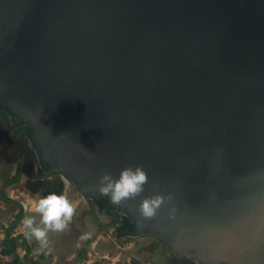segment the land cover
<instances>
[{"label":"water","instance_id":"water-1","mask_svg":"<svg viewBox=\"0 0 264 264\" xmlns=\"http://www.w3.org/2000/svg\"><path fill=\"white\" fill-rule=\"evenodd\" d=\"M0 111L100 205L105 173L143 167L120 233L264 264V0H0Z\"/></svg>","mask_w":264,"mask_h":264},{"label":"rangeland","instance_id":"rangeland-1","mask_svg":"<svg viewBox=\"0 0 264 264\" xmlns=\"http://www.w3.org/2000/svg\"><path fill=\"white\" fill-rule=\"evenodd\" d=\"M1 112L0 135L8 133L15 119L5 111ZM29 124L25 138H14L8 133L0 142V263L14 258V255L3 253L7 248L8 234L15 244V253L23 258L24 264H38L39 258L44 257L46 250L43 247L48 250L51 244L49 237L45 246L42 245L29 234L22 222L25 217L39 214L35 212L37 194L46 196V190H52L66 196L76 209L70 223L75 224L73 227L78 233L71 256L73 264H203L173 252L158 238L120 233L118 225H111L110 217L101 213V205L80 191L61 171L51 168L47 174H39L40 158L27 135L31 130ZM26 171L29 172L28 178L23 179ZM61 180L62 189L59 187L55 191ZM64 185L66 190H63Z\"/></svg>","mask_w":264,"mask_h":264},{"label":"clouds","instance_id":"clouds-1","mask_svg":"<svg viewBox=\"0 0 264 264\" xmlns=\"http://www.w3.org/2000/svg\"><path fill=\"white\" fill-rule=\"evenodd\" d=\"M147 183L148 175L142 166L126 167L120 172L118 179L105 173L98 182V190L113 204L119 205L123 201L139 196ZM170 198L161 195L145 198L140 204L139 211L143 217L152 218L165 200ZM36 200L35 212L41 216L39 224L34 217H25L22 224L32 237L44 245L47 243L49 231L63 232L68 229L76 209L66 196L55 192H50L46 196L37 194Z\"/></svg>","mask_w":264,"mask_h":264},{"label":"crops","instance_id":"crops-1","mask_svg":"<svg viewBox=\"0 0 264 264\" xmlns=\"http://www.w3.org/2000/svg\"><path fill=\"white\" fill-rule=\"evenodd\" d=\"M12 174L16 175V172H14V173L12 172ZM13 175H11V176H13ZM10 178H12V177H10ZM23 179H25V176H23ZM23 179H22V181H23ZM62 179L64 181H66L64 178H62ZM1 184H3V182H1ZM46 184L47 183L44 182L43 185L46 186ZM62 185L63 184H62V180H61L60 189H62ZM40 187H42V186H40ZM64 187L65 188L63 190H66V185H64ZM51 191L52 190H46L47 193H50ZM55 191H57V188ZM35 200H34V202H35ZM1 202L4 203V200H2ZM33 217L35 218L36 223L39 224L40 219H41L40 214L34 215ZM74 225L75 224H73V225L69 224L68 229L63 231V232H56V231H49L48 232L47 238L49 237L51 244L49 245V247H48V245H46L48 247V250L46 249V247H43V250L44 251L46 250L45 252L47 254L45 253L46 255L44 254V257L42 256V258H39L40 262H38V264H73L74 263L72 260L73 246H74V242L78 238L77 237L78 233L75 231L76 229H74V227H73ZM39 251L41 253L43 252L41 249Z\"/></svg>","mask_w":264,"mask_h":264},{"label":"flooded vegetation","instance_id":"flooded-vegetation-1","mask_svg":"<svg viewBox=\"0 0 264 264\" xmlns=\"http://www.w3.org/2000/svg\"><path fill=\"white\" fill-rule=\"evenodd\" d=\"M1 112V111H0ZM2 119H3V115H2V112H1V118H0V125H1V122H2ZM16 122H23L24 124H20L18 127H20L21 128V130H20V133L22 134V136H17L16 135V131L14 130V129H16L17 128V126H16ZM28 123H29V121H24V120H18V119H14L13 120V123L11 124V128H10V130H12L13 129V131L10 133V134H12L13 136H14V138H17V137H22V138H25V133H26V131H27V128H28ZM29 125H31V124H29ZM24 126V128H22V127ZM9 130V131H10ZM28 133V132H27ZM1 136V135H0ZM0 142H1V139H0ZM19 169V168H18ZM49 172V171H48ZM39 174H42V173H39ZM52 174V176H55V174L52 172L51 173ZM48 178H49V176H48ZM52 180H54V179H52ZM60 186H58L57 187V189L59 188ZM112 203V202H111ZM103 204H107V202L106 201H103ZM110 207H109V210H108V214H109V217H110V223H111V225H121L122 224V217H123V210H124V207L122 206V205H116V204H112V205H109ZM120 206H121V208L122 209H119L120 208ZM117 219L119 220V222L117 223L116 221H117ZM120 232H122V231H120Z\"/></svg>","mask_w":264,"mask_h":264},{"label":"trees","instance_id":"trees-1","mask_svg":"<svg viewBox=\"0 0 264 264\" xmlns=\"http://www.w3.org/2000/svg\"><path fill=\"white\" fill-rule=\"evenodd\" d=\"M0 118H1V112H0ZM20 124H24V123L23 122H19V123L16 122L17 128L14 129L16 131V135L17 136H22V134L20 133L21 128L18 127ZM22 128H24V126ZM12 131H13V129L8 131V133H11ZM8 133H3L0 136V139H2ZM18 173H20V169H18ZM116 222L118 223L119 220L117 219ZM6 245H7V248L3 251V253L6 254V255H14V258H13L12 261L3 262V263H0V264H24L23 258H21L19 255H17L15 253V249H16L15 248V244H13V239L9 237V234H8V240L6 241ZM25 264H28V263H25Z\"/></svg>","mask_w":264,"mask_h":264},{"label":"bare ground","instance_id":"bare-ground-1","mask_svg":"<svg viewBox=\"0 0 264 264\" xmlns=\"http://www.w3.org/2000/svg\"><path fill=\"white\" fill-rule=\"evenodd\" d=\"M51 160V162L53 161L52 159H50ZM49 164L48 163H46V167L45 168H47L48 169V166ZM29 173V172H28ZM28 173H27V171H26V173L24 174V176H25V178H28ZM65 179V178H64ZM107 202H109V201H107ZM113 203H107V204H101V213L104 215V216H109V214H108V210H109V205H112Z\"/></svg>","mask_w":264,"mask_h":264}]
</instances>
